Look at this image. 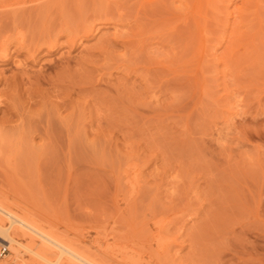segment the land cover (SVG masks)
Listing matches in <instances>:
<instances>
[{
	"label": "rangeland",
	"instance_id": "1",
	"mask_svg": "<svg viewBox=\"0 0 264 264\" xmlns=\"http://www.w3.org/2000/svg\"><path fill=\"white\" fill-rule=\"evenodd\" d=\"M203 1L0 0V192L140 264H264V0Z\"/></svg>",
	"mask_w": 264,
	"mask_h": 264
},
{
	"label": "bare ground",
	"instance_id": "2",
	"mask_svg": "<svg viewBox=\"0 0 264 264\" xmlns=\"http://www.w3.org/2000/svg\"><path fill=\"white\" fill-rule=\"evenodd\" d=\"M198 3L197 13L202 16L198 17L206 19L203 13L205 14V4H208V1L199 0ZM197 23L202 32L203 24L201 26V21ZM48 217L26 203L21 205L11 202L9 193L2 190L0 245L4 246L8 253L0 257V264H12L18 260L24 264H140L136 261L138 258L135 240L125 237L127 233L117 230L119 228L109 227L107 230L103 227V231L102 228L101 232L96 230L95 235L90 238L83 235L82 230L54 223L56 220L51 221V217Z\"/></svg>",
	"mask_w": 264,
	"mask_h": 264
},
{
	"label": "built area",
	"instance_id": "3",
	"mask_svg": "<svg viewBox=\"0 0 264 264\" xmlns=\"http://www.w3.org/2000/svg\"><path fill=\"white\" fill-rule=\"evenodd\" d=\"M6 251L7 249L4 246L0 245V257L3 256L6 253Z\"/></svg>",
	"mask_w": 264,
	"mask_h": 264
}]
</instances>
